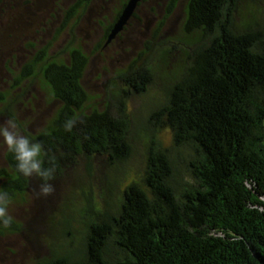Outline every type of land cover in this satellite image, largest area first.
<instances>
[{"label":"trees","instance_id":"obj_1","mask_svg":"<svg viewBox=\"0 0 264 264\" xmlns=\"http://www.w3.org/2000/svg\"><path fill=\"white\" fill-rule=\"evenodd\" d=\"M240 3L188 0L185 28L200 36L182 76L149 115L154 128L141 181L126 185L114 208L106 195L100 209L89 201L81 256L56 252L33 264H264V24L239 25ZM86 64L74 48L68 61L42 67L60 108L47 129L30 136L56 157V174L81 156L89 165L102 156L115 168L132 152L127 93L146 89L150 67L125 73L126 95L98 109L87 106ZM73 116L77 124L65 132ZM163 127L172 148L157 139ZM172 149L189 154L186 175ZM6 159L11 172L2 189L10 195L41 181L19 175L11 154Z\"/></svg>","mask_w":264,"mask_h":264},{"label":"rangeland","instance_id":"obj_2","mask_svg":"<svg viewBox=\"0 0 264 264\" xmlns=\"http://www.w3.org/2000/svg\"><path fill=\"white\" fill-rule=\"evenodd\" d=\"M126 1L53 0L52 5L33 6L39 16L26 31L0 37V123L15 118L28 135L47 129L60 108L42 67L51 60L68 61L72 49L87 56L82 83L91 108L103 109L126 95L122 76L130 69L147 65L152 71L145 90L127 93L132 119L128 159L112 168L102 156H95L90 165L81 156L55 175L49 195L39 194L42 182L37 179L23 192L11 195L9 214L14 219L8 227L0 224V264H33L56 252L81 256L88 203L100 209L106 195L114 208L123 188L144 175L147 143L154 128L149 115L165 102L169 88L182 76L200 33L185 28L188 0H141L137 15L106 43ZM239 9L235 14L239 25L264 24V0H241ZM156 136L164 147L172 148L169 128H159ZM6 153L0 145V189L6 178L3 174L11 172ZM173 155L177 168L186 175L189 154L173 150ZM116 179L118 183L112 186Z\"/></svg>","mask_w":264,"mask_h":264},{"label":"clouds","instance_id":"obj_3","mask_svg":"<svg viewBox=\"0 0 264 264\" xmlns=\"http://www.w3.org/2000/svg\"><path fill=\"white\" fill-rule=\"evenodd\" d=\"M76 124V117L66 118L63 130L71 133ZM0 145L6 148L7 153L11 154L15 170L19 175L26 179H31L33 176L40 178L42 181L39 185L40 195L46 196L54 191L51 181L55 179L57 171L56 157L48 156L43 144L25 134L15 118H9L0 123ZM46 158L50 166H46ZM11 202V195L0 189V224L4 227L10 226L14 219L9 214Z\"/></svg>","mask_w":264,"mask_h":264},{"label":"flooded vegetation","instance_id":"obj_4","mask_svg":"<svg viewBox=\"0 0 264 264\" xmlns=\"http://www.w3.org/2000/svg\"><path fill=\"white\" fill-rule=\"evenodd\" d=\"M53 3V0H0V37L19 35L26 31L33 23L32 20L39 16L33 8Z\"/></svg>","mask_w":264,"mask_h":264},{"label":"water","instance_id":"obj_5","mask_svg":"<svg viewBox=\"0 0 264 264\" xmlns=\"http://www.w3.org/2000/svg\"><path fill=\"white\" fill-rule=\"evenodd\" d=\"M141 0H127L107 35L106 43L112 41L130 22Z\"/></svg>","mask_w":264,"mask_h":264}]
</instances>
